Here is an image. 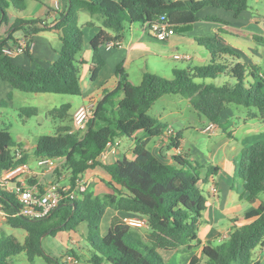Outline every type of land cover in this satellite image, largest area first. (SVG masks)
<instances>
[{"label":"trees","instance_id":"1","mask_svg":"<svg viewBox=\"0 0 264 264\" xmlns=\"http://www.w3.org/2000/svg\"><path fill=\"white\" fill-rule=\"evenodd\" d=\"M250 1L68 0L55 25L50 26L42 18L16 19L10 27L13 31L0 36V80L24 92L78 96L82 94V65L88 66L90 80L96 81L106 65L101 47L112 42L120 45L130 25H145L164 17L174 27L189 26L202 20L199 13L210 8L237 19L248 10ZM27 3L28 0H0V25L9 21L10 10L22 12ZM82 11L95 17L86 25L100 23L99 32L89 43L92 51L89 59L83 56L86 40L84 28L79 25ZM203 19L229 23L218 13H209ZM17 30L27 35L28 46L22 54L33 61L31 36L44 31L58 33L56 59L48 66L36 64L29 68L16 63L4 48ZM195 39L210 52V62L203 66L175 67L171 78L145 70L142 81L134 83L122 65L118 66L117 86L98 100L94 116L83 132L73 125L61 126L55 135L38 136L34 151L29 153L14 141L9 130L0 128V178L31 160L55 161L60 163L55 174L69 175L73 187L87 169L101 166L110 175L109 180L102 181L111 189L110 193L100 195L90 185L77 198L63 199L49 216L31 219L14 213L20 207L16 194L0 187V208L7 211V224L27 232L23 241L14 235L0 234V264H14L12 257L22 252L31 262L36 257L51 261L43 246L45 234L78 232L84 223L85 245L69 249L66 254L78 261L82 258L88 264H167L161 251H190L200 245L199 229L207 209L200 188L204 166L194 158L188 160L187 152L173 154L170 163L166 160L165 151L182 147V131L168 135L159 155L148 148L153 137L163 136L168 129V124L152 117L149 110L163 95L178 94L209 122L220 126L226 108L233 104L254 109L253 117L264 119V68L241 60L238 49L222 41L217 33ZM71 107L70 103L63 104L55 113L63 119L69 117L72 122L73 114L68 113ZM21 112L30 116L37 114V108L23 107ZM122 136L134 142V158L124 156L111 163L102 162L100 155L108 143ZM241 152L237 173L243 180L246 200L255 207L245 214L246 223H234L226 239L206 243L202 256L193 255L188 264H255L254 249L264 242V139L243 147ZM208 169L219 170L212 164ZM109 209L122 215H114L108 231L103 233ZM126 215L146 218L150 238L127 224L122 217Z\"/></svg>","mask_w":264,"mask_h":264},{"label":"crops","instance_id":"2","mask_svg":"<svg viewBox=\"0 0 264 264\" xmlns=\"http://www.w3.org/2000/svg\"><path fill=\"white\" fill-rule=\"evenodd\" d=\"M58 1L59 7L55 5L54 0H28L27 8L24 11L18 12L13 9L10 10L9 21L0 25V36L4 37L13 31L10 27L16 19L42 18L45 19L50 26L55 25L59 17V11H63L68 3V0ZM259 3L260 0L250 1L248 10L237 19L233 18L230 13L215 10L213 8L207 9L206 11L208 13L199 15L202 20L189 26L174 27L175 34L165 41H160L150 36L143 24L138 23L130 25L128 35L123 36L120 45L111 47L104 45L101 47L100 52L106 60V65L101 70L96 81L90 80L88 66L86 64L82 65L81 95L83 102H87L91 97L102 98L107 91L113 90L118 83L116 69L120 65L125 69L131 80L129 70L133 63H139V61H143L144 63V67H141L142 75L145 70L149 69V64L152 62L154 63V61L157 64H163L165 66V64H168L167 62L169 60H180L184 63L182 68L208 64L211 60L210 52L204 45L199 44L195 37L212 36L217 33L222 41L238 49L242 56L241 60L263 65L264 13L259 9ZM209 13H218V15L224 17L229 23L224 24L204 20L203 18ZM88 21L90 20H87L86 22ZM91 28L92 31H90L89 34L85 33V40L88 45H90L89 43L92 37L99 32L100 24L92 25ZM12 35L13 37L9 39L8 45H15L20 40L27 38V35L22 30L14 31ZM234 38L239 40L245 38L249 42V45L243 47H246L247 49L240 46V42L236 41ZM59 44L58 33L54 31H44L31 36L30 51L35 57V61L26 54H16L13 56V59L16 63L28 68L34 67L36 64L48 66L50 62L56 59L58 54L54 48L57 46L59 47ZM91 53V48L88 46V48L84 49L83 56L86 59H89ZM175 55H189L190 58L175 59ZM168 67L169 64L166 65L165 68L168 70ZM12 89L13 88L9 83L0 80V103L5 99V95L8 96L12 93ZM70 104L72 105V103ZM78 107L74 109L73 114ZM206 123L208 124L209 121L204 124ZM167 128L168 129L164 132L163 136H160L154 144L153 152L156 155H159L161 148L166 145L169 132L172 131L177 133L179 131L170 124H168ZM222 133V142L217 149L213 153H209V156H207L206 159L199 160L202 164H212L219 170L217 172H209L207 167V172L202 173L200 188L207 200V209L203 214V221L199 229L201 243L198 247L193 248V254L191 257L193 255L202 256V246L206 243H218L224 240L222 238L229 235L234 223L238 225L246 223L245 214L255 207L254 204H251L246 200L243 180L237 178V156L238 153L242 151L243 147L264 139V123L246 122L243 123L242 126H234L233 130H230V132L220 129L215 135H220ZM116 141H119L120 145L119 138ZM181 143L182 147L180 149H170L165 151L167 156L166 160L169 163L172 162L171 156L173 154H183L185 152L183 138ZM35 146L36 142L35 144L23 147L30 153L34 151ZM133 147L129 153L120 152L118 147L116 152H112L113 149L110 150V148H107L106 151L100 155V160L105 163H111L124 156L134 158ZM196 151L198 152V149L195 146H191L189 152L193 153ZM194 157V159H196L197 155L194 154ZM196 160H198V158ZM28 166L29 172H27L26 177L29 182L30 179L34 180L32 183H44L45 178L55 174V172L44 170L45 168L43 169L44 171H38L29 163ZM104 179L109 180L110 175L101 166H96L87 169L81 180L87 181V187L92 185L96 194L102 195L111 192V189L102 181ZM53 181H56L55 175L54 179L49 180L46 183ZM213 185H216L218 188L217 194L211 192V187ZM116 214H120V212L112 209L108 210L102 225L103 233L108 231L111 220L110 218ZM108 215H110L109 219H107ZM61 232L63 233L62 237L67 236L69 239L70 247H67V250L80 248L85 245V240L82 236V234H87V225L85 223L78 227V232ZM26 234L27 232H24L22 235L24 236V239ZM253 261L255 264H264V242L254 249Z\"/></svg>","mask_w":264,"mask_h":264},{"label":"rangeland","instance_id":"3","mask_svg":"<svg viewBox=\"0 0 264 264\" xmlns=\"http://www.w3.org/2000/svg\"><path fill=\"white\" fill-rule=\"evenodd\" d=\"M258 7L264 13V0H260ZM206 13L208 12L203 10L199 13V15ZM91 19L95 20V17L93 18L88 12H80L79 25L84 28V33L86 34H89L90 31H92L91 26H87L85 24L87 20ZM96 24L100 23L96 22ZM128 29L126 30V34L124 35H128ZM234 39L236 41H239L240 46L242 47L245 45H249V42L245 38H241V40L237 38ZM88 46L90 47V45H88L86 41L85 49L88 48ZM243 48L247 49L246 47ZM167 63L169 64L168 70L165 68L168 64H165L164 66L163 64H157L155 61L154 63L152 62L149 64L148 70L150 72L166 76L167 78H171L173 76V68H182L184 64L180 60H169ZM262 66L264 68V64ZM141 67H144L143 61H139V63H133L131 69L129 70L130 78L134 83H140L141 78H143ZM10 96L11 99L7 95H5L4 104L1 105L0 103V128L9 130L14 138V141L26 147L28 145L35 144L37 137L40 135H55L58 133L61 126H74L73 121L70 122L69 117H66L65 119L61 118L57 113H55V109L60 108L63 104L72 103V107L68 111L70 115L73 114V111L76 107H80L81 105L86 103L85 101L83 102L82 95L76 96L56 93H31L20 91L17 89H12V93ZM94 98L100 99L98 97ZM23 107L37 108V114H33L30 116L23 114L21 112V108ZM253 112H256V110L252 109L251 111L250 108L243 105H230L224 112V116L221 121L223 126L217 124L215 132L208 133L205 131V127L208 124H204L208 121L207 118L199 114L181 95H163L153 104V106L149 110V114L152 117L158 119L163 123H168L175 127L177 130L182 131L184 151L189 153L187 159L190 160L191 158H195V154L197 155L198 161L206 159V157L209 156V153H213L221 144L223 133L220 135H215L220 131V129L230 132V130H233L234 126H242V124L246 122L264 123V119H261L260 117H253ZM84 130L85 129L81 130V132H83ZM171 132H169V134ZM158 139L159 137L157 136L151 139L148 144V148L150 150H154V144ZM119 140V151L122 153H129L131 151V148L134 146V142L127 136H122L119 138ZM191 146H195L198 149V152L196 151L190 153L189 150L191 149ZM241 159L242 152L240 151L237 156V164L241 161ZM29 164L32 167L36 168L38 171H44V168L42 166H39L35 160L29 161ZM203 166L204 167L202 169V173H206L207 167L209 165L203 164ZM28 171L29 170H27L26 173ZM26 173L22 174L21 176H24ZM54 175L56 177V181L61 185H67L71 182L69 180L70 176L67 174V179L66 177L64 178L63 173L61 175ZM54 175H50L45 178L44 183L54 179ZM237 178L241 179L239 175L237 176ZM83 182L87 184V181ZM109 218L110 215L107 216V219ZM138 229H140L146 239L150 238L148 226ZM24 232L26 231L21 228H13L9 226L7 224V211L0 208V234L4 233L6 235H14L21 241H23L24 236L22 235ZM62 236L63 233L61 231L54 236L47 233L44 236L43 246L47 256L52 259L51 261H48L43 257H36L35 260L31 262L29 261L28 256L25 252L15 254L11 260L14 262V264H59L57 260H61L62 262L66 263L67 261L65 257L68 255V253L66 254L67 247H70V244L68 237ZM161 254L167 264H187L191 255L193 254V250L161 251ZM77 264L88 263L81 258L79 259V263Z\"/></svg>","mask_w":264,"mask_h":264},{"label":"built area","instance_id":"4","mask_svg":"<svg viewBox=\"0 0 264 264\" xmlns=\"http://www.w3.org/2000/svg\"><path fill=\"white\" fill-rule=\"evenodd\" d=\"M55 5L59 7V1L54 0ZM147 33L160 41L168 40L172 35L175 34L174 26L170 25L164 17L159 20L149 22L145 24ZM28 46L27 40L24 38L17 42L15 45H7L4 50L7 54L14 56L16 54H22L25 52ZM107 46H115V43H109ZM175 59H189V55H175ZM99 99L91 97L88 101L78 107V109L73 114V124L77 130H83L87 127L89 120L94 116L96 106ZM214 122H209L205 127V131L208 133L215 132L217 126ZM119 141L108 143L107 148L112 152H116ZM106 151V150H105ZM104 151V152H105ZM21 157V153L17 154ZM39 166L45 168L46 171L56 170L60 165L59 162L55 161H39ZM29 170L28 165L19 166L14 170L3 174L0 178V187H5L16 194L17 200L20 207L14 212L17 215L25 216L31 219H40L49 216L57 208L60 207L63 199H74L77 198L80 192H83L87 185L83 183L81 179L76 180V184L73 187L71 183L67 185H61L60 183L50 182V183H30L26 177V171ZM29 172V171H28ZM26 173L24 176L22 174ZM64 178L67 176L63 174ZM211 192L213 194L218 193V188L216 185L211 187ZM124 221L136 228H143L147 226V220L144 217L136 215H126L122 216ZM225 236L222 239H225ZM66 261L69 264H77L79 261L74 257L67 255Z\"/></svg>","mask_w":264,"mask_h":264}]
</instances>
